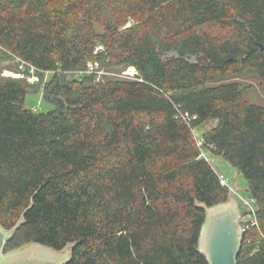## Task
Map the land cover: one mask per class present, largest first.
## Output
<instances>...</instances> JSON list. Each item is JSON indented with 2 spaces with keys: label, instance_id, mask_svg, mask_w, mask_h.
I'll return each instance as SVG.
<instances>
[{
  "label": "trees",
  "instance_id": "1",
  "mask_svg": "<svg viewBox=\"0 0 264 264\" xmlns=\"http://www.w3.org/2000/svg\"><path fill=\"white\" fill-rule=\"evenodd\" d=\"M0 47L53 73L55 105L29 108L23 77L0 80V223L31 206L6 250L75 243L68 264H210L206 208L231 195L211 152L256 202L237 264H264V105L222 82L253 69L264 89V0H0ZM107 53L138 76L67 79Z\"/></svg>",
  "mask_w": 264,
  "mask_h": 264
},
{
  "label": "rangeland",
  "instance_id": "2",
  "mask_svg": "<svg viewBox=\"0 0 264 264\" xmlns=\"http://www.w3.org/2000/svg\"><path fill=\"white\" fill-rule=\"evenodd\" d=\"M130 24L131 22L127 25ZM103 48V45L99 46V50ZM109 55L108 53L103 54L100 59L88 61L83 68L67 73V79L80 78L84 73L94 75L97 81L122 78L131 79L138 76L135 67L119 64L112 56L109 57ZM21 67L22 66L13 55L5 52L0 47V80L7 77H16L21 73L23 78L20 79H23L24 85L29 89L26 96V106L42 112L52 110L55 105L45 98L44 93L45 86L53 76V73H43L38 70L27 71L28 69H22ZM231 81H236L242 86L245 97L248 100L253 103L264 105V89L262 88L259 77L253 69H249L242 74L228 76L222 80V82ZM74 86L77 88L78 82H74ZM216 123V121L204 123L196 129L197 135L201 137L206 130L212 128ZM206 155L215 170L224 180V183L229 186L232 196L240 203L241 214H243L241 219L243 218L245 222L248 221L251 218L249 208L254 210L256 208V202L249 193L247 179L239 171L238 167L233 165L224 156L211 152H206Z\"/></svg>",
  "mask_w": 264,
  "mask_h": 264
},
{
  "label": "water",
  "instance_id": "3",
  "mask_svg": "<svg viewBox=\"0 0 264 264\" xmlns=\"http://www.w3.org/2000/svg\"><path fill=\"white\" fill-rule=\"evenodd\" d=\"M30 207L14 227L6 229L0 223V264H68L75 243L63 250L36 242L6 250L8 240L24 222V215ZM206 210L199 238L200 252L205 254L210 264H237L245 231L241 224L240 203L231 194L227 201L207 207Z\"/></svg>",
  "mask_w": 264,
  "mask_h": 264
},
{
  "label": "built area",
  "instance_id": "4",
  "mask_svg": "<svg viewBox=\"0 0 264 264\" xmlns=\"http://www.w3.org/2000/svg\"><path fill=\"white\" fill-rule=\"evenodd\" d=\"M99 46H101V45H99ZM99 46H97L96 47V50H95V52L97 53V51H99ZM22 67V69L24 68V65H21ZM35 70V68L34 67H32V69H31V71H34ZM16 77H23V75L20 73V75L19 76H16ZM222 181H223V183H224V180L222 179ZM225 184V183H224ZM249 204V203H248ZM251 206V205H250Z\"/></svg>",
  "mask_w": 264,
  "mask_h": 264
}]
</instances>
